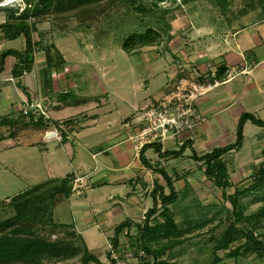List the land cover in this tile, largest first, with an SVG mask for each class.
<instances>
[{"label": "rangeland", "instance_id": "obj_1", "mask_svg": "<svg viewBox=\"0 0 264 264\" xmlns=\"http://www.w3.org/2000/svg\"><path fill=\"white\" fill-rule=\"evenodd\" d=\"M185 1L166 0L164 3L159 4L158 8H153L150 2L145 3V5L148 10H153L157 16L162 15L165 11L175 12L177 14L176 20L191 19L194 21V26H202L205 29L213 27L215 30L227 28L229 26L227 25L229 24L228 22L232 20H235L234 26L238 28L242 25L259 22L264 16V0ZM100 7L104 10L100 16L96 17L97 21L87 22L91 28L89 31L84 30L86 27L76 17L64 18L67 20L58 21L56 16H49L45 19L47 21L38 26L42 34L40 36L37 33L34 34L35 41L41 39L43 44L47 42L46 46H44L45 48H50L51 43H56L57 47L62 50L60 51L69 56L71 62L81 67L77 75L68 76L64 75L62 69L56 72L57 74L52 72L50 75L47 74V70L43 71L42 76L45 79H51L53 85L51 90L52 95L56 96L59 102L65 103L80 98L78 97V90H74L75 87L71 88L69 95L65 94L69 93L68 90L65 92L63 90L66 86H78V82L84 83L85 86L82 85L83 90L87 91V94H90L88 96H93L94 99L98 97L102 104L106 99L107 93H109L110 97L107 107L113 111V115L102 116L101 120H98L96 123L93 120L84 119V124H81L77 137L80 133V139L87 136L89 130L91 131L92 129L91 136L88 135L87 139L83 140L84 143H90L88 139L98 137L100 131L95 132V129H119V125L127 117H131L133 113L134 106L129 105L130 103L138 104L137 98L143 99L144 97L153 96L161 88L163 89L170 85L174 75L170 68L172 56L171 58L170 55L166 57L163 50L160 51L158 56L153 57L154 53L148 49H143L140 52L129 55L121 47L123 40L130 32L139 28L142 30L147 28L146 26L151 22L153 16L151 12L139 13L133 8L131 0H105L101 3ZM77 12L79 11H75V13ZM69 13L73 12L64 11L61 12V16H66ZM176 20L171 23V26ZM2 21H6L5 14L3 13L0 14V22ZM63 28L67 29V31H64ZM172 29L171 32L173 31ZM167 39L165 36L164 42ZM0 44H2L0 46L1 54L4 51V46L8 49H23L24 40L23 38L12 41L5 40L3 33L0 32ZM89 47H92V49L90 50ZM65 49H67L66 52L63 51ZM69 49L79 53V57L73 55L74 53L72 54V52L69 53ZM7 65L10 67L11 61ZM180 82L178 80L173 87L179 86ZM185 87L186 84H183L182 88L185 89ZM223 103L222 101L218 102V104ZM151 109L152 106L149 109L145 108L141 115L139 114L140 118L137 120L143 121L145 113ZM240 109L246 110L244 106L237 107V110ZM42 110L44 109L42 108ZM259 115L260 117L258 116V118L264 120V112H260ZM19 118L17 119V125L10 121L3 122V128L7 129L9 127V129H12L23 123L28 124L31 116L22 114ZM201 119L200 117L196 121L195 126L191 130H194ZM239 120L240 118L238 119V123ZM6 124L8 126H5ZM246 124L242 148L239 151L235 149L231 150L223 156V159L227 163L229 178L232 183V187L229 188L228 193L229 195H233L235 192H246L247 195L240 194L241 211H243L244 215L251 216L258 213L264 207V185L259 187L255 181L259 170L264 164V127L256 126L251 122H247ZM226 125L228 127L229 123ZM237 129L238 125L236 129H229L223 133H214V138L209 140V142L206 140L199 141L196 146L197 151L195 150L197 156L200 158L212 152L214 148H222L234 144L237 141ZM0 130L2 131V129ZM51 133L57 135L56 131ZM51 133L50 136H52ZM58 137L60 138V136ZM2 141L0 140V147H2L0 151V221L7 220L15 215V210L11 206H8L9 200L16 198L33 186L46 180V174L48 173V167L45 166L46 161L43 158V161L39 160L37 152H32L28 148H22L21 150L11 149L10 147L14 146L15 142H18V139L12 140L14 142L13 145H6V141L1 145ZM77 144L78 142L75 143L76 148H78ZM91 146L93 145L91 144ZM193 151L194 148L190 147L189 150H186V155H183V157L159 162L173 177L175 187L179 192L178 199L168 207L170 215L173 216L177 225L170 232L174 235H176L177 229L184 232L183 236L180 237L183 243L175 248L167 249L161 256V260L168 261L169 264H264V258H260L256 253L243 248L240 249L239 256L231 257L230 253L237 251L245 244L246 237L237 238L227 250L216 249L217 241L223 239L232 224L236 223V217L233 214L231 201L223 196V191L218 189L213 181L207 178L204 173L205 162L197 161L193 157ZM16 153L17 157L14 156ZM82 153V160L88 165V170L89 168H96V161L92 159V155L90 156V151L84 148ZM147 155L153 156L154 152L149 150ZM80 160V158L77 159L75 163L76 167L80 164ZM88 170L82 169L81 173L86 174ZM151 175L153 179H150L145 185V189L149 187L151 191L149 192L150 196H152L153 183L155 181H160L162 185H165L159 174L151 172ZM78 181L82 182L81 179H78ZM94 181L93 177L92 182ZM94 189L93 192L91 184H89L87 191H91V197H95L94 202L99 203L104 190L100 191L98 184ZM109 191L111 190L109 189ZM166 191L169 193L168 188ZM80 192L81 190L78 193L75 192L76 194L74 193L69 200L63 201V203L55 206V208H52L53 205L50 204L49 207L51 209L44 216H41V221L36 222L34 225L35 229L33 228L37 235L39 234L41 237H45L54 243L59 239L68 240L71 243L75 242L71 251L78 248L79 253L68 260H56L55 258L50 259L49 257H45L41 261V264H82L81 256L84 253V242L78 241V239L74 241L73 236H71L72 227L76 229L78 227V235L89 230L87 229L86 218L91 217L93 212L91 211L89 202L87 203L86 200L83 202L82 197H79ZM104 204L106 206V203H103V206ZM96 206L93 207V210L94 208L100 209L99 206ZM113 206L116 207L114 204L110 205L111 208ZM158 208L159 213H157V216L154 219H150L151 224L154 226L156 223H164L167 220L166 215H162L163 208L160 204ZM138 212L143 215L141 210ZM95 215L97 216V213ZM39 217L40 214L37 216L38 220H40ZM259 219L263 222V227L257 233L264 235V216H259ZM140 220L143 226L146 220H143V218ZM94 223L95 225L93 226L96 228V222ZM246 225L247 223H237L235 227L236 229H240ZM128 230L132 231V234L129 235L130 243H136V239L137 241L140 240L142 234L138 228L134 227L133 230ZM95 233L97 238H89L87 236L88 232L83 236L87 244L85 247L99 255V252L102 251L103 256H100L104 264H111L114 249L110 243L111 239L108 241V238L113 235L112 231L106 232V237L99 230H96ZM172 240V236L170 238L163 237L162 239L158 238L150 244L153 249L160 248L162 250ZM94 241H96V244ZM134 243L131 245H134ZM125 249L128 250V247L126 246ZM129 250L123 253L122 256H119L121 263L123 261H128L131 264L154 263L153 257L147 261L148 257L146 255L143 256L136 247L132 246ZM108 252L111 257H109V254L107 256ZM143 257H145V261L141 263L140 259Z\"/></svg>", "mask_w": 264, "mask_h": 264}, {"label": "crops", "instance_id": "obj_2", "mask_svg": "<svg viewBox=\"0 0 264 264\" xmlns=\"http://www.w3.org/2000/svg\"><path fill=\"white\" fill-rule=\"evenodd\" d=\"M193 22V20H186V18L176 20L171 26L173 28V31L170 32L171 37L164 42L165 44L143 48L154 53L153 57L158 56L161 50L165 52L166 57L170 55L171 58L172 56L170 59V68L174 73L172 83L163 89L161 88L160 91L151 97L137 98L138 104L128 103L134 106L131 117H127L119 125V129H95V132L100 131V133L98 137L88 139L90 143H84L83 140L85 141L88 135L91 136L92 129L91 131L89 130L87 136L81 139L79 138L81 133L77 137V132L80 130L81 124H84V119H90L96 123L101 120L102 116L113 115V111L107 107L110 97L109 93H107L106 99L102 104L98 97L94 99L93 96H88L90 94L83 90L84 83L78 82V86H66L63 90L64 92L68 90L69 93L65 94L69 95L71 88L75 87L74 90H78V97L80 98L65 103L59 102L58 98L52 95L53 85L51 79H45L42 76L43 71L47 70V74L50 75L52 72L56 73L62 69L64 75L68 76L77 75L81 67L71 62L69 56L66 53H62L56 43H51V45H54L61 54L64 60L62 66L48 67L49 56H52L53 59L54 57L56 58L55 50L52 49L49 53L48 48L44 47V49L36 53L32 72L24 75L20 80H16L12 76V67L14 65V59L12 58L9 59L11 61L10 67L7 65L10 62L8 60L5 71L0 75V129H2L0 133L4 136L1 145L5 141L6 145H13L14 142L12 140L18 139V142H15V145L10 147L11 149L21 150L22 148H28L32 152H37L39 160L43 158L46 161L45 166L48 167L47 179L44 181L64 179L69 175H74L75 185V182L81 179L79 197H82L83 202L85 200L87 203L89 202L93 212L91 217L86 218L87 229L89 230L85 229L86 232L80 234L86 246L83 236L87 232L89 238H97L96 230L101 231L105 237L106 232L112 231L113 235L108 238V241H110L115 236V228L125 221L141 224V218L147 220L146 213L153 208L154 201L152 196L149 195V192H151L149 187L145 189V185L150 179H153L151 175L153 171L143 166L140 155L135 151V146L129 139L132 134L139 131L141 121L137 119L140 118L144 109H149L156 104L178 80L186 81V86L198 84L218 85L212 91L196 99L194 105L197 114L202 119L194 130L185 132L180 137L182 143L192 141L194 150H196L199 141L206 140L209 142V140H212L214 133H223L229 129H236L238 119L242 114L252 113L260 117L259 113L264 112V16L259 22L242 25L238 28L234 26L235 20L229 21V24H227L229 26L223 30H215L213 27L205 29L202 26H194ZM0 23H3V21ZM60 36L62 37V35ZM45 44L47 42L43 45L46 46ZM3 48L8 50L5 46ZM89 49L91 50L92 47H89ZM66 50L63 51L66 52ZM68 52H72V54L74 53L73 55L79 57V53L73 52L71 49ZM48 53L49 55H47ZM221 72L223 76L220 79L218 76ZM19 81L22 85L21 88L17 85ZM221 88L223 89L219 91ZM25 101L31 105L39 104L42 106L46 113V115H42L44 116L42 122L38 123L29 119L28 124L23 123L12 129H9V127L4 129L2 123L6 121L17 125V119H20L19 117L23 114ZM221 101L228 104H218ZM103 105L107 108H102ZM240 106H244L246 110H237V107ZM35 115L39 117L36 120L42 118L39 114ZM227 123H229L228 127ZM108 124L110 125V123ZM5 126L8 125L6 124ZM55 131L61 139L51 133ZM50 133L52 136H50ZM76 142H78V148L75 147ZM84 148L90 151V156L92 155V159L96 161V168H89L88 170V165L82 160ZM1 149L2 147H0V151ZM150 150L154 152V155L148 156L146 153V157L149 160L152 162L156 160L158 162L166 161L165 159L159 161L155 151L153 149ZM14 156L17 157V153ZM78 158L81 160L76 167L75 163ZM82 169H86L88 172L82 174ZM93 177L96 182H92ZM89 184H91L93 192L97 184L100 187V191L104 190L99 203L94 202L95 197L92 198L91 191H87ZM103 203H106V206L105 204L103 206ZM92 204L93 207L97 205L100 209L94 208L93 210ZM111 204L116 207L113 206L111 208ZM140 210L144 216L139 214L140 212L138 211ZM96 213L97 216L95 215ZM94 222H96V228L93 226L95 225ZM147 223L149 226H154L151 224L150 219ZM144 224H146V221ZM93 229L95 230L92 232ZM133 229L134 227L131 228V230ZM76 230L79 233L78 227ZM131 232L127 229L120 234L119 248L112 252L115 264H131L128 261L121 263L119 256L130 251L129 248L131 249L132 246L139 249L143 256L145 255L141 248L138 247L137 239L136 243L133 242L134 245H131L133 244L132 242L130 243L129 239ZM94 242L96 244V241ZM126 246L128 250L125 249ZM89 251L91 250L89 249ZM91 252L96 256L98 255V259L104 264L101 259V256H103L102 251L99 252L101 256L96 252ZM108 254L109 252L107 256ZM151 257L149 256L147 261L151 260ZM144 258L140 259L141 263L145 261Z\"/></svg>", "mask_w": 264, "mask_h": 264}, {"label": "trees", "instance_id": "obj_3", "mask_svg": "<svg viewBox=\"0 0 264 264\" xmlns=\"http://www.w3.org/2000/svg\"><path fill=\"white\" fill-rule=\"evenodd\" d=\"M24 1V2H23ZM8 2V0H0V14H5L6 21L0 23V32L3 33L5 40H16L18 38H24L25 47L23 50L8 49L4 50L0 54V75L5 71L7 61L14 59V65L12 67V76L16 80H20L24 75L32 72L36 53L41 49H44L42 40L35 41L34 34L39 36L42 32L39 30V24L45 22L47 17H54L59 20H67L71 17H76L82 21L84 30L89 31L90 25L88 21H97L96 17L100 16L104 10L101 8V3L105 0H23ZM166 0H131L133 8L139 13L151 12L152 20L147 24V28L144 30L137 29L123 40L122 49L129 55L136 52H140L143 48L160 46L164 43L166 38L171 37V23L177 19L175 12L165 11L162 15L157 16L153 10H148L145 3L150 2L153 8H158L159 4L164 3ZM192 0H186L189 2ZM23 2V3H21ZM24 5V6H22ZM73 12L66 16H61V12ZM75 11H79L75 13ZM67 18V19H64ZM57 21V20H56ZM154 21V22H153ZM82 26V25H80ZM79 26V27H80ZM64 31L67 29L63 28ZM52 49L55 50L54 59L49 56V68L54 66H62L64 60L61 57L58 49L51 45L48 48L50 53ZM48 53V55H49ZM223 76L221 72L218 76L220 79ZM21 88V82L17 83ZM24 114V110H23ZM33 111H30L28 115L31 116V121L42 122V118L36 120L37 117ZM247 122H251L256 126L264 127V120L258 118L252 113H244L241 115L238 129H237V141L229 146L222 148H214L212 152L198 157L195 150L193 151V157L197 161L205 162L204 173L208 179L214 182L215 186L223 191V196L231 201L233 205V214L236 217V223L232 224L231 228L226 232L223 239L217 241L216 249L227 250L230 245L242 237H246L247 240L241 248L237 251L230 253L232 256H239L240 249H246L256 253L260 258H264V235L258 234L257 231L261 229L262 221L259 216H264V207L258 211V213L246 216L241 211L240 194L247 195L246 192H235L233 195H229L228 190L232 187L230 182L227 163L223 159V156L231 150H240L244 142V126ZM4 139L0 134V140ZM192 141H185L176 148H169L163 151L162 145L159 143L145 145L140 153V160L144 167L159 174L165 185H162L160 181L153 183L152 199L154 201V207L147 212V220L145 225L139 223H132L131 221H125L115 228V236L111 239L112 248L115 252L119 248V236L122 232L132 227L139 229L142 234L140 240L137 241V245L146 257H153V264H169L168 261L161 260V256L167 249L180 246L183 241L180 237L184 232L177 229L176 235L170 231L176 228V222L168 209L169 205L174 203L178 197L174 179L158 161L152 162L146 157L148 150L153 149L157 154V159H178L183 157L186 150L192 147ZM258 176L255 178L257 186L264 185V164L259 170ZM74 175H69L64 179H52L50 181L42 182L36 186H33L27 192L17 196L14 199L9 200L8 206H11L15 210V215L7 220L0 221V264H41V261L45 257L68 260L77 256L78 248L72 250L75 242L59 239L56 243L51 240L41 237L34 232V225L36 222L41 221V216L48 212L51 208L50 204L55 208L58 204L69 199L74 194ZM169 189V193H166V189ZM46 193V194H45ZM57 204V205H56ZM163 208L162 215H166L167 220L164 223H156L155 226H149V219L153 218L159 213L158 206ZM40 214V220L37 216ZM51 214V213H49ZM237 223H247L246 226H242L240 229H236ZM64 226V225H63ZM34 228V229H33ZM73 236L78 241H83L82 237L78 235L75 227H72ZM237 235V237H236ZM169 245L162 250L153 249L150 243L155 242L158 238H170ZM111 257V255L109 254ZM82 264H102L98 257L89 251L84 244V253L81 256ZM111 264H115V259Z\"/></svg>", "mask_w": 264, "mask_h": 264}, {"label": "built area", "instance_id": "obj_4", "mask_svg": "<svg viewBox=\"0 0 264 264\" xmlns=\"http://www.w3.org/2000/svg\"><path fill=\"white\" fill-rule=\"evenodd\" d=\"M14 1L17 0H8V2ZM183 84H186V81H181L179 86L167 90L164 96L152 105V109L145 113L139 131L130 136L129 140L134 144L135 151L139 155L147 144L159 143L163 151L176 148L179 143L182 144L181 135L191 131L200 118L194 105L196 99L218 86L217 84H198L186 86L184 89ZM23 110L24 114L33 111L46 115L41 105H31L26 101ZM79 184L80 181L77 180L74 185V191L77 193L81 188V186L78 187Z\"/></svg>", "mask_w": 264, "mask_h": 264}, {"label": "bare ground", "instance_id": "obj_5", "mask_svg": "<svg viewBox=\"0 0 264 264\" xmlns=\"http://www.w3.org/2000/svg\"><path fill=\"white\" fill-rule=\"evenodd\" d=\"M17 1H19V0H17Z\"/></svg>", "mask_w": 264, "mask_h": 264}, {"label": "clouds", "instance_id": "obj_6", "mask_svg": "<svg viewBox=\"0 0 264 264\" xmlns=\"http://www.w3.org/2000/svg\"><path fill=\"white\" fill-rule=\"evenodd\" d=\"M19 1H21V0H19Z\"/></svg>", "mask_w": 264, "mask_h": 264}]
</instances>
